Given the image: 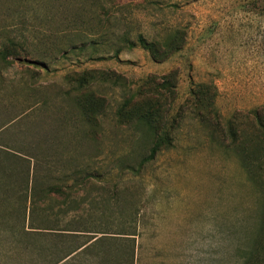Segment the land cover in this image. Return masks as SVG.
I'll list each match as a JSON object with an SVG mask.
<instances>
[{"label":"rangeland","instance_id":"374dc122","mask_svg":"<svg viewBox=\"0 0 264 264\" xmlns=\"http://www.w3.org/2000/svg\"><path fill=\"white\" fill-rule=\"evenodd\" d=\"M178 27L187 44L166 59L136 43ZM16 30L29 55L0 62V148L56 185V210L77 201L70 215L89 236L135 233L134 264H264V172L250 167L262 155L264 0H0V37ZM4 220L0 264H48L10 242Z\"/></svg>","mask_w":264,"mask_h":264},{"label":"trees","instance_id":"16d2710c","mask_svg":"<svg viewBox=\"0 0 264 264\" xmlns=\"http://www.w3.org/2000/svg\"><path fill=\"white\" fill-rule=\"evenodd\" d=\"M23 23V22H22ZM23 29V28H22ZM182 28H176L169 37L149 39L144 34H139L137 44L148 49L156 59H166L173 54L182 50L186 44V39L181 38L179 33ZM18 31L17 34L3 33L0 37V62L5 64L11 60H21L29 55L30 43L28 36L23 31ZM132 44V43H131ZM134 45V42H133ZM163 50V56L157 57L159 51ZM36 64V61H29ZM36 75V69H32ZM26 81L29 89L33 92V96H37V86L35 76ZM1 79L4 76L0 71ZM1 99V93H0ZM130 112H134L129 110ZM152 110L143 112V119L146 123L155 127V120H151ZM253 117L257 120L259 133V145L261 147V156L250 159V167L254 169V165L258 163V172H264V116L262 107L256 108L253 112ZM14 120V119H13ZM12 120V121H13ZM232 121L238 123L234 118ZM3 127V126H2ZM0 127V128H2ZM165 143V138H161L151 148L148 159L155 157L156 152ZM245 153V151H244ZM245 155V154H244ZM22 156L8 152L0 148V219L4 218L1 223L5 226L9 234L8 237L15 243H21L28 248L36 251L42 256L43 260L48 264H58L72 254L88 253L95 258L108 263L115 260L116 264H134L136 255L135 233L130 232H111V231H95L100 232V236H89L92 232L86 226L87 219L83 216H71L77 201H67L64 199L56 210L53 202V193H58L56 185L42 186L37 185V176L32 175V183L30 167L25 166ZM246 159V156H245ZM253 170L250 169L249 173ZM264 178V176H263ZM264 180V179H263ZM71 190L72 186H65ZM10 189L15 192V202H10L7 193ZM68 190V191H69ZM62 194H65L63 192ZM67 195V192L66 194ZM48 200L49 203L46 201ZM76 203L75 205L72 203ZM68 203V204H67ZM10 204V209H3ZM5 206V208H4ZM41 215L39 224L36 223L37 218ZM70 216V218H69ZM12 218H17L13 221ZM87 235V236H82ZM82 237H85L82 239Z\"/></svg>","mask_w":264,"mask_h":264}]
</instances>
